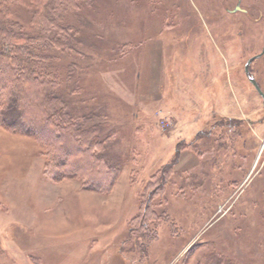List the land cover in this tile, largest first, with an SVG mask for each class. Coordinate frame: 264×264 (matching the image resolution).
<instances>
[{
  "label": "rangeland",
  "instance_id": "rangeland-1",
  "mask_svg": "<svg viewBox=\"0 0 264 264\" xmlns=\"http://www.w3.org/2000/svg\"><path fill=\"white\" fill-rule=\"evenodd\" d=\"M78 1L46 80L117 163L58 181L67 134L0 126V264H264V0Z\"/></svg>",
  "mask_w": 264,
  "mask_h": 264
},
{
  "label": "trees",
  "instance_id": "trees-1",
  "mask_svg": "<svg viewBox=\"0 0 264 264\" xmlns=\"http://www.w3.org/2000/svg\"><path fill=\"white\" fill-rule=\"evenodd\" d=\"M14 1L17 0H0V126L8 132L37 139L46 147L50 140L41 132L44 128L53 126L60 133L59 137H63L62 133L67 134L75 151L64 148L67 149L64 158L55 159L57 166L64 169L52 176L58 181L68 177L86 180L91 186L88 190L105 191L102 181L107 174L101 175L99 166L112 167L117 160L104 158L94 150L98 147L107 150L110 145L109 136L101 138L103 124L92 127L79 124L74 119V110H69L67 98L59 94L57 83L46 80L50 66L47 67L45 62L51 61L56 47L73 50L81 42L70 32L65 21V13L77 9L80 2L18 0L32 14V29H26L14 17L11 6ZM71 157L74 159L69 161ZM88 160L96 168H84ZM49 165L50 160L44 164L48 174Z\"/></svg>",
  "mask_w": 264,
  "mask_h": 264
},
{
  "label": "water",
  "instance_id": "water-1",
  "mask_svg": "<svg viewBox=\"0 0 264 264\" xmlns=\"http://www.w3.org/2000/svg\"><path fill=\"white\" fill-rule=\"evenodd\" d=\"M239 8H240L239 5H237V7L235 8L234 11L239 10ZM260 56H261V54H259V55H257V56H254V57H252L251 59H249V61L246 63L245 71H246V75L248 76L250 82L255 86V88L259 91V93H260V94L263 96V98H264V93L262 92L261 88L259 87V85H258L256 79H255L253 76H251V73H250V65H251V63H252L256 58H258V57H260Z\"/></svg>",
  "mask_w": 264,
  "mask_h": 264
},
{
  "label": "flooded vegetation",
  "instance_id": "flooded-vegetation-1",
  "mask_svg": "<svg viewBox=\"0 0 264 264\" xmlns=\"http://www.w3.org/2000/svg\"><path fill=\"white\" fill-rule=\"evenodd\" d=\"M239 5V4H238ZM236 7H237V5H236ZM236 7H234V10H235V8ZM239 7H240V5H239ZM239 10H241V11H244V12H246V10H244V9H242L241 7L239 8ZM247 13V12H246ZM259 54H261V56L260 57H258V58H256L255 60H258V59H260L261 57H263L264 56V45H263V48H262V50L259 52V53H257V54H255V55H253V56H251L249 59H251L252 57H254V56H257V55H259ZM249 59L246 61V63L249 61ZM254 60V61H255ZM253 61V62H254ZM252 62V63H253ZM252 63H251V65H252ZM251 65H250V68H251ZM245 66H246V64H245ZM245 73H246V71H245ZM250 73H251V76H253L254 78H255V76L253 75V72L250 70ZM248 77V76H247ZM256 79V78H255ZM248 80H249V78H248ZM256 81H257V79H256ZM249 82H250V80H249ZM251 83V82H250ZM257 83H258V85H259V87L261 88V90H262V92L264 93V90H263V88L261 87V85L259 84V82L257 81ZM252 84V83H251ZM253 85V84H252ZM253 87L255 88V86L253 85ZM255 91L258 93V95L263 99V102H264V98H263V96L259 93V91L255 88Z\"/></svg>",
  "mask_w": 264,
  "mask_h": 264
}]
</instances>
